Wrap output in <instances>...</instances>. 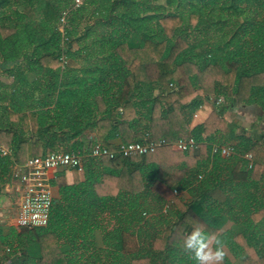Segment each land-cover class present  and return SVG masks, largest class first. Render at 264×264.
<instances>
[{
	"label": "trees",
	"instance_id": "trees-1",
	"mask_svg": "<svg viewBox=\"0 0 264 264\" xmlns=\"http://www.w3.org/2000/svg\"><path fill=\"white\" fill-rule=\"evenodd\" d=\"M0 69L12 78L0 83V146L9 151L0 152V195L31 158L85 156V181L53 183L78 226L57 202L46 227L0 226V264H194L182 242L198 226L242 264H264V129L225 117L264 111V0H0ZM206 103L212 112L191 128ZM190 137L196 148L174 149ZM149 141L166 144L130 158L90 155ZM222 146L236 153H213ZM213 158L228 171L223 181ZM152 204L167 223L160 236L144 216ZM95 231L103 246L86 253ZM61 235L79 255L59 247ZM224 264H233L227 252Z\"/></svg>",
	"mask_w": 264,
	"mask_h": 264
},
{
	"label": "built area",
	"instance_id": "built-area-1",
	"mask_svg": "<svg viewBox=\"0 0 264 264\" xmlns=\"http://www.w3.org/2000/svg\"><path fill=\"white\" fill-rule=\"evenodd\" d=\"M81 0H75V5H81ZM66 25L65 18L61 19V26L64 28ZM63 31V29L61 30ZM217 105L223 103V98L217 100ZM203 108V107H202ZM198 110L194 116L193 121L200 120V111ZM165 141L155 142L149 141L147 143H129L121 144L116 150L111 151L101 146H95L91 151V157L103 158L108 157L115 159L118 156L130 158L136 154L147 155L154 153L157 148ZM177 151H188L191 148L197 147V142L194 138L190 137L186 140H179L173 145ZM0 152L3 156H7L9 151L0 146ZM213 153L220 154L224 158L233 156L236 151L235 148L229 146L215 147ZM84 155L79 152H56L45 157H34L29 159L22 169L15 174V177L20 183L19 193L20 205L17 214V227L18 228H42L46 227L50 220V214L53 206V193L52 187L49 182V174L60 168L77 170L79 173L84 172ZM252 160V156H247ZM199 179H202L199 176ZM177 194V191H175Z\"/></svg>",
	"mask_w": 264,
	"mask_h": 264
},
{
	"label": "crops",
	"instance_id": "crops-1",
	"mask_svg": "<svg viewBox=\"0 0 264 264\" xmlns=\"http://www.w3.org/2000/svg\"><path fill=\"white\" fill-rule=\"evenodd\" d=\"M82 77V76H78ZM33 79H30L32 81ZM41 87V80L34 83L33 86L30 87V90L35 92V95L30 94V100L29 103H34L36 98H39V88ZM157 92V91H156ZM54 106H48L46 109H53ZM212 105L209 103H206L202 110L200 111V120L193 121L190 125L191 128L195 127L196 125L202 123L205 121V119L209 116V114L212 112ZM226 119L231 122L233 119L238 120L241 125L251 130L254 128V126L264 129V111L263 109L258 105H251L247 107H236L232 108L229 111L226 112L225 115ZM88 136L90 138H93L95 136L94 133H88ZM120 141H115V145H119ZM247 160H249L247 158ZM212 171L214 172L215 178L219 181H223L227 178V169H225V166L220 163V161H217L215 158L212 159ZM264 171V170H263ZM59 176H63L65 178V181L68 185H73L76 180H79L80 182L85 181V175L84 173H76L71 169L66 168H60L56 171H52L49 174V182L52 187V193H53V199L54 202H57V204L63 209L66 216L68 217L69 222L74 226L77 227L80 222V217L76 214H74L67 206V204L63 201L59 188L57 186H54L53 183L57 180ZM20 186V183L18 180H14L11 183L7 184L4 188L3 193L0 195V226L3 227L4 231L6 233H9L11 229H18L16 219L17 214L19 211V205H20V193L18 191ZM226 191H222L221 189H216L215 196L216 198L222 200L225 198ZM233 194V193H231ZM262 194H264V191H262ZM179 195L184 196L186 199L190 198V194L188 190H182L179 192ZM134 201H137L139 204L144 202V199L142 197H135ZM221 208H224L223 206L218 203ZM154 204H152L151 209L149 210L147 214H145V218L148 221V227L152 232L157 233V235H161L162 232L165 230L167 223L165 220H162L161 218H158L157 213H154ZM165 213V209L162 211ZM176 215V214H175ZM109 216H106V221L103 222L104 226L109 227L111 223L109 220ZM110 223V224H109ZM139 225L141 223H138ZM233 226V222L229 221L224 228L222 229V232L225 233L229 230H231ZM140 226H136L135 228L138 230ZM88 248L90 251H87L86 253H92L95 250H99L103 246V239L102 235L99 231H95L88 239H87ZM58 245L60 248L67 250L70 253L71 257H76L79 255L77 252H73V248H69V242L67 241V238H65L63 235L59 237ZM227 250V248H225ZM224 249V250H225ZM228 251V250H227ZM79 253H83L82 250Z\"/></svg>",
	"mask_w": 264,
	"mask_h": 264
},
{
	"label": "clouds",
	"instance_id": "clouds-1",
	"mask_svg": "<svg viewBox=\"0 0 264 264\" xmlns=\"http://www.w3.org/2000/svg\"><path fill=\"white\" fill-rule=\"evenodd\" d=\"M182 251L194 264H224L226 257L221 239L199 226L183 238Z\"/></svg>",
	"mask_w": 264,
	"mask_h": 264
},
{
	"label": "rangeland",
	"instance_id": "rangeland-1",
	"mask_svg": "<svg viewBox=\"0 0 264 264\" xmlns=\"http://www.w3.org/2000/svg\"><path fill=\"white\" fill-rule=\"evenodd\" d=\"M84 0H81V2L83 3ZM161 2L163 3L164 0H161ZM61 30L63 29L62 26L60 25ZM4 36H8L11 34V32L9 31H3ZM0 83H4L6 85H11L12 83V78L11 76L4 70V69H0ZM225 251L228 253L229 258L231 259L233 264H242V262L238 261L231 253H229V251H227L225 249Z\"/></svg>",
	"mask_w": 264,
	"mask_h": 264
}]
</instances>
